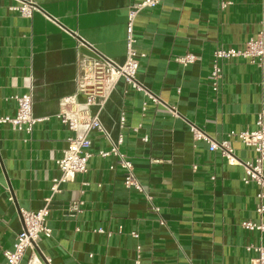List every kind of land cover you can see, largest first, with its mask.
Returning a JSON list of instances; mask_svg holds the SVG:
<instances>
[{
    "label": "crops",
    "instance_id": "crops-1",
    "mask_svg": "<svg viewBox=\"0 0 264 264\" xmlns=\"http://www.w3.org/2000/svg\"><path fill=\"white\" fill-rule=\"evenodd\" d=\"M31 1L38 12L27 19L12 10L20 0H0V119L15 117V98L31 93L33 116L44 120L31 134L0 124V264H8L4 252L24 229L22 213L43 208L62 175L58 161L71 136L59 118L63 100L78 92L80 58L97 55L78 38L123 65L129 9L143 0ZM263 10L264 0H164L138 16L137 48L145 57L137 79L160 102L120 78L100 120L114 142L124 136L121 151L152 203L125 187L115 157L98 156L110 143L92 133L88 172L53 197V235L39 244V264H135L138 258L142 264H253L257 255L248 248L264 245V232L242 224H264L257 213L264 190L244 183V166H230L220 151L194 139L191 125L228 142L242 162L257 159L231 133L256 129L264 111V68L241 58L223 62L217 92L211 72L217 49H243L258 35ZM186 54L199 60L176 63ZM77 201L84 203L82 212L73 214L69 206Z\"/></svg>",
    "mask_w": 264,
    "mask_h": 264
},
{
    "label": "built area",
    "instance_id": "built-area-1",
    "mask_svg": "<svg viewBox=\"0 0 264 264\" xmlns=\"http://www.w3.org/2000/svg\"><path fill=\"white\" fill-rule=\"evenodd\" d=\"M163 2L164 0H143L129 9L126 26V60L123 65L120 66L113 62H108L98 55H84L80 58L83 78L80 80L78 92L75 96L63 100V110L59 116L61 122L71 132L63 157L58 161L62 175L53 181V195L46 199L43 208L35 212L25 211L22 213L24 229L18 234L13 250L4 252L8 264H21L28 251L33 253L29 264H34L38 260L37 251L39 250V244L43 239H51L53 235V231L48 225L50 205L53 197L62 192L63 185L73 182L78 175L88 172L89 162L94 157L92 152L93 142L90 137L94 132L101 134L110 143V148L99 151L98 156L105 160L115 157L117 164L125 171V187L145 195L152 203V197L135 174L133 163L121 151V146L124 144V136L121 135L118 142H114L111 139L100 120V110L120 78H124L134 90L143 92L148 99L155 103L160 102L159 97L146 90L137 79L140 60L145 55L141 54L137 48L136 20L142 12L156 9ZM227 6L228 4H224L222 8ZM12 10L27 19H32L34 14L38 12L37 6L31 0H20V6L13 7ZM260 26L261 29L258 35L250 39L243 49H217L214 52L211 78L215 92L218 91V86L223 77L222 63L227 60L241 58L251 61L260 68H264V10L262 11ZM198 60L197 56L186 54L176 58L175 61L179 65L187 67L195 64ZM78 96L84 97V101L79 102ZM15 100L18 103L16 116L1 118L0 124H11L18 130L31 134L35 126L44 121L33 116V96L31 93L24 94L16 97ZM93 108H97L98 112L94 114L92 112ZM144 108H147V103L144 104ZM173 112L178 116L177 111L174 110ZM124 126L125 119L122 120V128ZM256 126L254 130L231 133V136L238 138L246 147L252 148L256 152L258 157L254 162H242L235 156L228 142L216 141L194 125H191V133L197 141L208 143L211 152L220 151L230 166H244L245 177L243 181L245 184L255 182L264 190V111L258 115ZM138 131L139 128L134 129V132ZM148 140L147 137L143 139L144 142H148ZM113 169L114 166L111 167V170ZM258 198L264 199V192L259 194ZM83 205L82 201L72 202L69 210L73 214L81 213ZM153 210L157 214L160 212L155 206H153ZM257 213L259 215L264 214L263 204L259 206ZM161 225H166V222L162 219ZM242 226L249 231L264 232V224L257 225L252 222H244ZM97 232L100 234L105 233L102 229L97 230ZM132 235L135 239L139 238L136 233ZM140 250L141 247L139 246L137 251L140 252ZM248 250L254 251L257 255L253 260V264H264V245L249 247ZM135 264H142L141 259L138 258ZM189 264H192V262Z\"/></svg>",
    "mask_w": 264,
    "mask_h": 264
},
{
    "label": "water",
    "instance_id": "water-1",
    "mask_svg": "<svg viewBox=\"0 0 264 264\" xmlns=\"http://www.w3.org/2000/svg\"><path fill=\"white\" fill-rule=\"evenodd\" d=\"M79 41L83 42L86 46H88L95 54H97L99 57L103 58L104 60L110 62L109 60H107L104 56H102L99 52H97L93 47H91L90 45H88L86 42H84L81 38H78ZM42 256V255H41ZM42 259L46 262L45 258L42 257Z\"/></svg>",
    "mask_w": 264,
    "mask_h": 264
},
{
    "label": "bare ground",
    "instance_id": "bare-ground-1",
    "mask_svg": "<svg viewBox=\"0 0 264 264\" xmlns=\"http://www.w3.org/2000/svg\"><path fill=\"white\" fill-rule=\"evenodd\" d=\"M34 264H39V261H38V260H36V261L34 262Z\"/></svg>",
    "mask_w": 264,
    "mask_h": 264
}]
</instances>
